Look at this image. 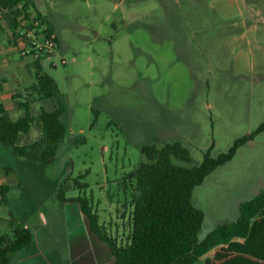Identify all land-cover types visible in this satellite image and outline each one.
Wrapping results in <instances>:
<instances>
[{"label": "rangeland", "instance_id": "obj_1", "mask_svg": "<svg viewBox=\"0 0 264 264\" xmlns=\"http://www.w3.org/2000/svg\"><path fill=\"white\" fill-rule=\"evenodd\" d=\"M33 2L30 20L38 12L58 38L42 68L62 96L67 134L49 164L15 157L0 144V171L10 169L15 182L1 213L33 236L12 264H72L68 248L82 241L84 222L71 198L86 197L120 241L129 230L128 175L145 161L143 146L179 143L191 162L175 163L192 168L208 149L216 158L263 123L264 0ZM34 83V68L19 56L0 15V89L11 119L23 115L20 102L35 118L53 108ZM39 136L35 124L18 144ZM76 180L86 187L76 188ZM261 192L264 131L194 189L192 204L204 214L198 241L235 222L237 202ZM1 235H13L9 222H0Z\"/></svg>", "mask_w": 264, "mask_h": 264}, {"label": "trees", "instance_id": "obj_2", "mask_svg": "<svg viewBox=\"0 0 264 264\" xmlns=\"http://www.w3.org/2000/svg\"><path fill=\"white\" fill-rule=\"evenodd\" d=\"M32 10H36L33 0H0V15L13 35L20 22L30 21ZM36 15L31 21H38L48 33H53V27L38 12ZM42 61L31 62L35 71L32 90L40 100L53 102V108L41 109L35 118L28 103L20 102L23 115L13 120L0 102V144L15 157L49 164L67 134L66 125L61 120L66 107L56 82L43 71ZM35 124L40 130L39 138L19 145V138L28 134ZM263 131L264 121L255 132L236 139L227 152L216 158L211 156V148L208 149L202 162L192 168L175 163L191 162L189 151L179 143L143 146L141 154L145 161L128 175V180L133 182L129 230L120 241L100 223L97 211L86 197L71 200L79 204L89 231L107 247L114 264H196L209 254L211 256L205 259V264H264V192L241 203L235 222L219 224L202 241H198V234L204 214L192 204L194 189ZM74 186L86 187L77 180ZM7 191L8 186H0L2 204L8 203ZM58 198L66 200L62 186ZM9 224L13 235L0 236V264H10L11 256L33 240L28 229L13 220Z\"/></svg>", "mask_w": 264, "mask_h": 264}, {"label": "crops", "instance_id": "obj_3", "mask_svg": "<svg viewBox=\"0 0 264 264\" xmlns=\"http://www.w3.org/2000/svg\"><path fill=\"white\" fill-rule=\"evenodd\" d=\"M4 81V80H2ZM5 84V82H4ZM7 85V84H5ZM7 89V86L5 87ZM3 90V89H2ZM2 90L0 89V102L4 104V99L7 98L6 95L2 93ZM5 105V104H4ZM2 147V146H1ZM4 150V148H3ZM8 151V150H7ZM7 170V169H6ZM10 171V172H9ZM15 182L12 181V173L11 170L8 169L5 172L0 171V186L6 185L8 186V191L6 194L11 190L15 184ZM258 195V194H257ZM244 201H238L236 204V210L238 212V207L241 203ZM8 204H2L0 202V222H10L9 215L7 213L2 214L1 211L7 207ZM82 220L84 222V228L82 229V221L80 222L81 227V233L82 235V241L77 240V238L73 239L70 246H69V252L72 254L71 256L74 257V262L72 264H114L113 258L107 249V247L95 236L93 235L88 228L87 220L82 215ZM84 243V245H82ZM29 246V245H28ZM27 247V246H26ZM25 248V247H24ZM21 251V250H20ZM19 253V252H18ZM75 254V255H73ZM24 258H18L17 261H23ZM12 256L10 264H12Z\"/></svg>", "mask_w": 264, "mask_h": 264}, {"label": "built area", "instance_id": "obj_4", "mask_svg": "<svg viewBox=\"0 0 264 264\" xmlns=\"http://www.w3.org/2000/svg\"><path fill=\"white\" fill-rule=\"evenodd\" d=\"M31 25V27L29 26ZM13 43L19 56L33 62L38 59L49 60L57 50L58 38L54 33H48L45 26L38 21H22L15 34ZM55 67V63H52Z\"/></svg>", "mask_w": 264, "mask_h": 264}]
</instances>
